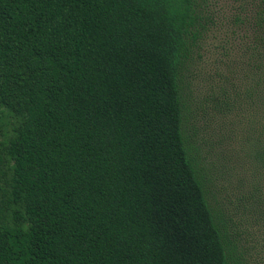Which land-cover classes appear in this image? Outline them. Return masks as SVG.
Masks as SVG:
<instances>
[{
  "label": "trees",
  "instance_id": "trees-1",
  "mask_svg": "<svg viewBox=\"0 0 264 264\" xmlns=\"http://www.w3.org/2000/svg\"><path fill=\"white\" fill-rule=\"evenodd\" d=\"M196 19L195 0H0V264H233L182 130Z\"/></svg>",
  "mask_w": 264,
  "mask_h": 264
},
{
  "label": "rangeland",
  "instance_id": "rangeland-1",
  "mask_svg": "<svg viewBox=\"0 0 264 264\" xmlns=\"http://www.w3.org/2000/svg\"><path fill=\"white\" fill-rule=\"evenodd\" d=\"M259 1L195 0L196 35L181 76L183 136L233 264H264Z\"/></svg>",
  "mask_w": 264,
  "mask_h": 264
}]
</instances>
